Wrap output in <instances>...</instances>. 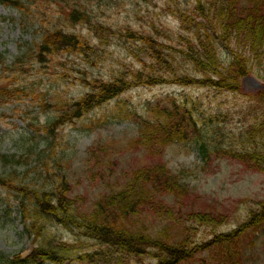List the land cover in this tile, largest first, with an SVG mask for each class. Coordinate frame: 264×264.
Here are the masks:
<instances>
[{"label": "trees", "instance_id": "16d2710c", "mask_svg": "<svg viewBox=\"0 0 264 264\" xmlns=\"http://www.w3.org/2000/svg\"><path fill=\"white\" fill-rule=\"evenodd\" d=\"M92 1L65 0L67 8L60 6V24L52 27L40 23L39 41L27 44L11 61L0 51L2 107L8 103L38 106L37 95L44 98L41 94L45 88L20 82V78L26 79L21 65L24 62L33 70L53 61L66 65L71 61L69 57H81L84 62L79 65L84 69L79 70L86 87L77 97L41 100L39 106L43 108L58 107V114L46 120L44 147L37 151L28 147L20 154L0 152V185L17 195L23 215L32 221L30 231L41 236L43 242L25 259L0 255V264H132L141 262L142 255L154 259L153 264H181L197 250L211 247L225 257L236 253L233 264H243L248 236L241 234L250 227L253 234L260 231L264 235V205L247 199L237 227L226 234L217 231L229 216L217 208L202 209L200 203L206 199L184 181L188 170L174 171L164 156L172 143L187 142L199 153L203 164L228 158L264 173V87L250 96L253 108H249L248 120L235 131L221 124L226 114L219 106L210 112L201 111L198 104L189 107L187 98L173 100L172 93L165 100L182 107L150 102L147 110L151 112L150 106L156 105L151 115L155 120L135 122L138 137L129 143L149 160L141 163L136 159L127 169L124 167L115 179L116 186L104 189L91 206L81 205V198L73 192L66 171L67 150L57 152L56 140L66 126L95 124L101 119L114 123L133 116L138 119L135 110L124 106L127 99L123 97L133 89L177 85L211 99L222 94L242 95V80L254 71L264 81V0H164L163 13L156 14L149 31L108 24L93 13ZM0 2L22 6L21 0ZM110 6L112 0H103L100 9ZM85 27L91 36H99L98 43L92 45L89 37L74 31ZM110 33L117 34L120 43L111 51L112 46H104ZM118 49L133 64L121 66L108 79L87 74L88 65L96 66L109 55L113 60ZM165 100H160L161 104ZM181 109L184 114L178 115ZM34 123H28L32 134L20 129L31 139L39 135ZM94 128L101 127H90L88 134ZM110 138L99 137L87 149L89 164L101 167L100 172L118 164L102 165L110 155L109 149L113 145L119 148ZM28 160L35 165L31 180L21 171L23 166H30ZM101 175L104 178V173ZM56 226L73 234L76 241L64 240ZM250 244H260L264 252V242Z\"/></svg>", "mask_w": 264, "mask_h": 264}, {"label": "rangeland", "instance_id": "374dc122", "mask_svg": "<svg viewBox=\"0 0 264 264\" xmlns=\"http://www.w3.org/2000/svg\"><path fill=\"white\" fill-rule=\"evenodd\" d=\"M21 2L22 6L18 8L10 4L4 6L0 3V51L5 52V56L10 61L21 55L27 44L39 41L41 35L40 23L52 27L59 25L60 8H67L65 0H21ZM163 3L164 0H118V3L112 0V6L106 10L100 9L103 0H94L90 6L94 14L110 25L149 31L150 24L154 21L156 14L163 13ZM30 21H34V23L30 24ZM70 28H73L72 25ZM74 31L79 36L89 37L92 45L98 43L99 36H91L92 34L87 27L74 28ZM119 45L115 33H110L107 43H104V46H112L109 48L110 51ZM115 56L113 60L111 55L103 58L96 66L88 65L87 74L108 79L119 71L121 66L133 64V60L119 49L116 50ZM69 60L71 61L67 62L66 65L53 61L49 66H37L33 70L27 67L26 62L21 63L23 70L26 72L24 74L26 79L20 78V82L30 85L35 84L37 88H45L46 91L41 95L48 101L77 97L84 93L86 89L81 81L83 72L79 70L84 69L82 65H79L84 61L81 57H69ZM0 81H3V79H0ZM262 87L263 81L254 71L243 78L242 95L222 94L209 99L204 93L196 95L191 89L182 92V90H176L178 89L176 86H169V90L168 88L133 89L123 97L127 99L124 106L135 110L138 119L133 116L131 120L118 123L101 119L97 120L95 124L86 122L64 127L59 131V137L56 140L57 152L62 149L67 150L68 156L65 161L69 164L66 171L75 188L73 192L81 198L80 204L84 203V206H91L104 189H108L110 185L116 186L115 179L123 172L122 169L124 167L127 169V166H131L136 162V159H140L141 163L149 160H145L143 153L136 152L142 150H134L129 143L132 139L136 140L138 137L139 128L135 122L140 121L142 117H148L151 121L155 120L151 117L153 112L146 109L150 102H156L157 98L164 97V93L170 91L175 93L172 97L173 100L181 102L184 98H187L189 107L195 103L201 107V111L210 112V109L215 110L219 106L220 109H224L223 113L226 114L221 124L227 127L229 131H235L246 124L248 114L251 112L249 108H253L249 101L250 96L257 95ZM37 98L39 100L38 106L28 107L21 103L14 106L8 105L9 103L5 107L0 106V152L20 154L28 147H32L33 150L37 151L45 146L43 135L46 120L53 114H58V107L51 105V107L43 108L39 104L44 98L40 99L38 95ZM168 104H171L170 107H173V105L182 107V104L172 103L171 100H165V103H162V105ZM28 111H30V114H28ZM183 114L181 109V113L178 115ZM31 120H34V124L38 127L37 133L39 134L33 139L25 136L20 131L23 128L18 126L28 124ZM89 126L101 128H94L88 134ZM27 131L33 133L31 129ZM3 133H6L5 136H2ZM99 137L104 139L111 137L110 139L115 141L119 147L117 150V147L113 145L112 150L109 149L110 155L102 165L116 161L118 164L112 165L106 172H100L103 169L101 167L95 168L94 163L89 164V154L87 155V149H90V146ZM119 149H121V152ZM20 159L23 158L20 157ZM33 160L37 161V159ZM164 161L176 172L183 168L188 170L185 173L188 178L184 181L189 183V186L193 187L192 189H195L206 199L203 200V204L200 203L202 209L217 208L229 216L217 231L226 234L228 231L235 229L242 213V207L244 209V206L247 205V199L260 201L264 205V176H261L258 170H246L239 165L240 162H231L228 158H221L220 160L214 159L209 164H203L199 160L195 149L191 148L190 143L187 142L169 145L165 151ZM34 168L33 162L29 167L23 166L21 168L22 176L27 180H31L35 175ZM1 170L2 166L0 164V172ZM101 173H104V178H102ZM4 192H7V190L3 189ZM9 203L10 213L3 211L2 206L0 207V255L22 253L25 256L39 245L40 239L36 240L34 237L29 239L17 232L20 229V226L16 225L18 224L17 217H19L18 205L11 200ZM261 210L263 209L260 208ZM56 230L64 240L76 241L73 234L62 232L61 226H56ZM261 234L260 231L253 234L250 227L249 229L246 227L245 232L241 234L242 237L248 236L247 241L244 243L245 255L243 257L245 261L241 259L243 264H264V252L261 245L258 244L255 247L250 244L252 241L256 243L264 242V235ZM32 239L35 240L34 243H32ZM89 243L93 245L92 241ZM209 249L197 250L198 253L181 264H233L237 256L233 251L231 257L227 253V257H225L223 254L218 255L212 247ZM141 258L143 259L141 262L132 264L155 263V260H151L147 255H142ZM68 264L75 263L70 261Z\"/></svg>", "mask_w": 264, "mask_h": 264}]
</instances>
